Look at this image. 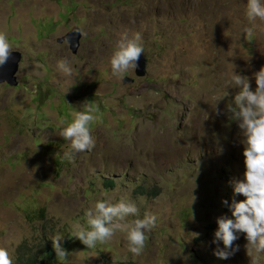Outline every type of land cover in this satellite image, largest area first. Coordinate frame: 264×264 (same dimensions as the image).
Listing matches in <instances>:
<instances>
[{
	"label": "rangeland",
	"instance_id": "1",
	"mask_svg": "<svg viewBox=\"0 0 264 264\" xmlns=\"http://www.w3.org/2000/svg\"><path fill=\"white\" fill-rule=\"evenodd\" d=\"M246 12L247 0H0V32L23 56L18 85L0 84V247L13 261L24 245L60 234L69 255L55 253L53 264H251L245 233L221 259L211 229L235 220L234 203L246 199L234 191L246 170L244 137L228 112L239 91L231 73L255 91L264 67V21ZM75 26L76 55L59 42ZM136 33L147 76L133 69L118 78L111 57ZM62 59L71 76L58 69ZM89 103L98 109L95 147L71 163L60 133ZM121 199L139 209L127 221L157 217L141 255L123 231L93 249L74 237L98 200Z\"/></svg>",
	"mask_w": 264,
	"mask_h": 264
},
{
	"label": "clouds",
	"instance_id": "2",
	"mask_svg": "<svg viewBox=\"0 0 264 264\" xmlns=\"http://www.w3.org/2000/svg\"><path fill=\"white\" fill-rule=\"evenodd\" d=\"M246 15L249 21H255L257 18L264 21L262 0H247ZM246 32L251 35V29H247ZM141 41L139 33L131 38L125 34L120 39L110 60L114 76L122 78L125 73L138 67V61L144 53ZM12 50L7 34L0 32V66L7 63ZM58 69L66 76L73 73L72 65L67 59L58 62ZM254 75L257 85L255 91L251 89L247 76L237 74L235 71L230 75V84L239 91L234 97V106L233 103L228 105V112L232 120L239 122V128L242 130L246 169L243 179L235 182L234 191L246 199L234 203L232 215L235 220L218 219L219 227L215 237L222 240L224 248L217 250L215 255L221 259H228L234 255L239 250V245L233 247L234 242L239 239L237 233H245L251 264H261V254H264V67ZM97 110L90 103L86 104L84 110L76 112L72 122L63 128L60 135L64 140L70 141V149L64 153L66 161L75 163L77 153L94 149L95 140L91 134L90 124L96 119ZM60 123L64 125L66 121L61 120ZM86 215L89 228L77 227L74 233L76 239L88 249H93L97 244L109 242L117 231H123L126 233L129 251L134 256L143 253L148 239L146 232H150L156 226L157 219L155 215L146 213L143 219L127 221L126 218L130 216H139V209L134 203L124 199L117 203L98 200L94 209L88 210ZM62 239L63 237L57 234L51 240L57 258L66 261L69 252L62 247ZM0 264H13L12 255L5 247H0Z\"/></svg>",
	"mask_w": 264,
	"mask_h": 264
},
{
	"label": "water",
	"instance_id": "3",
	"mask_svg": "<svg viewBox=\"0 0 264 264\" xmlns=\"http://www.w3.org/2000/svg\"><path fill=\"white\" fill-rule=\"evenodd\" d=\"M82 32L78 26H75L64 37L59 39V42L66 41L72 54L76 55L81 46ZM22 53L19 51H12L7 63L0 66V84H8L9 86H17V73L22 60ZM135 76L137 78H145L147 76V59L144 54L138 61V67L135 69ZM134 79L125 77L124 83L133 82Z\"/></svg>",
	"mask_w": 264,
	"mask_h": 264
},
{
	"label": "trees",
	"instance_id": "4",
	"mask_svg": "<svg viewBox=\"0 0 264 264\" xmlns=\"http://www.w3.org/2000/svg\"><path fill=\"white\" fill-rule=\"evenodd\" d=\"M111 185V182H107L106 185ZM43 216V211H41ZM218 224L211 225V229H217ZM46 242L38 245L35 249L27 248L24 245L19 252L13 264H53L56 261L55 250L53 248V242L48 241L47 235H45Z\"/></svg>",
	"mask_w": 264,
	"mask_h": 264
},
{
	"label": "flooded vegetation",
	"instance_id": "5",
	"mask_svg": "<svg viewBox=\"0 0 264 264\" xmlns=\"http://www.w3.org/2000/svg\"><path fill=\"white\" fill-rule=\"evenodd\" d=\"M81 47V46H80ZM80 50V49H79Z\"/></svg>",
	"mask_w": 264,
	"mask_h": 264
}]
</instances>
